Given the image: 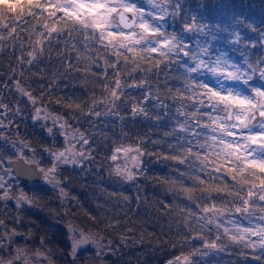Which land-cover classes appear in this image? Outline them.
<instances>
[{
    "label": "trees",
    "instance_id": "obj_1",
    "mask_svg": "<svg viewBox=\"0 0 264 264\" xmlns=\"http://www.w3.org/2000/svg\"><path fill=\"white\" fill-rule=\"evenodd\" d=\"M18 3L19 0H13V11ZM137 3L138 7L143 5L147 9L157 7L147 0H137ZM157 4L166 8L168 14L154 23L162 26L164 32L181 36L188 46L196 39V44L206 42L212 59L217 52H222L231 56L235 64L259 62V67L264 64V0H157ZM186 22L203 26V31L185 32ZM33 25L38 32L44 31L41 22L30 15H24L23 20L12 25L17 28L13 35L0 30V36L6 37L0 40V102L8 106L7 111L0 109L3 113L0 120L6 125L0 127V133L9 129L6 139H0V143L12 146L15 154L19 152L34 158L49 168L53 165L52 152L65 145L62 133L84 134L88 143L77 148L87 158H81L74 167L60 164L55 174L63 182L65 192L76 199L74 209L81 213L73 214V221L78 218L74 223L92 232L96 239L114 246L121 240L120 255L114 253L126 260L121 264H166L181 255H189L191 264H262L263 250L233 243L216 226H205L198 219L205 216L197 207L202 193L195 191L193 199H189L181 185L193 188L190 177L195 175L207 179L196 171L200 162L192 158L179 164L165 159L175 154L169 144H187L192 139L190 133L179 131L178 125L185 117L178 115L176 109L180 105L168 93L169 89L183 88V81L176 77L182 76L181 65L187 57L173 55L175 63L161 64L159 69L153 68L150 72L147 62L140 65L145 71L131 72L134 65L125 66L121 60V68L113 70L105 65V61L117 59L111 50L105 51L102 45L86 39L82 32L68 38L66 30L50 44L45 43L43 53L37 54L29 64L28 53L33 51L38 38L32 31ZM88 31L91 33V29ZM232 32L238 33L239 42L231 41ZM188 50L191 52L190 46ZM116 71H120L123 88L120 99L113 104L104 85L113 84ZM142 79L143 87L130 86L139 84ZM199 79L208 82L207 75ZM17 83L31 93L37 101L35 104L16 90ZM70 101L79 107H67ZM137 103L144 111L133 115L132 108ZM36 109L44 115L47 113L51 117L49 121L33 120ZM55 117L61 118L57 121L59 124L66 122V127L57 126L52 119ZM173 129H176L174 134ZM204 130L207 131L197 129L203 134L196 139L203 141L207 135ZM22 142L29 148H24ZM117 147L140 149L141 164L133 171L136 173L134 181L109 177V169L115 168L117 162L109 157ZM197 151L203 153L204 150ZM181 172L185 175L181 176ZM227 182L233 183L230 178ZM246 192L247 189L242 195ZM230 199L217 197L202 206L215 203L228 211L239 202L228 203ZM189 212L195 216H189ZM198 236L209 242L215 240L224 250H219L214 257L199 260L198 251L203 248L205 239ZM218 236L221 239L216 240ZM257 256L260 259H256Z\"/></svg>",
    "mask_w": 264,
    "mask_h": 264
},
{
    "label": "snow or ice",
    "instance_id": "obj_2",
    "mask_svg": "<svg viewBox=\"0 0 264 264\" xmlns=\"http://www.w3.org/2000/svg\"><path fill=\"white\" fill-rule=\"evenodd\" d=\"M147 2L157 5L158 12H145L130 0H19L16 10L13 11L11 7L13 0H0V3L7 6L11 12H20L21 18L27 8L28 15L41 22L43 32H38L35 25L32 26V31L38 38L34 41L33 51L28 53L29 64L36 59L37 54L43 53L45 43L50 44L55 36H61L66 30L68 38H72L73 33L82 32L86 39L90 36L93 41H98L105 51L111 50L117 59L114 62L105 61V65L106 68L113 70L121 68V60L125 66L134 65L131 72L138 69L145 71L140 65L147 62L149 64L147 71L150 72L153 68L159 69L161 64L175 63L173 55L178 57L182 54L188 57L193 66L182 64L184 72L182 76L176 77L183 81V88L169 89L168 93L180 105L176 109L178 115L185 117L183 122L178 125L179 131L190 133L192 139H189L187 144L175 146L169 144V148H172L175 154L165 157V159L176 160L179 164H185L188 159L192 158L200 162V167L196 171L203 173L207 179L195 175L190 177L194 182L193 188H184L181 185V190L189 199H193L192 194L195 191L202 193L201 203L197 204V207L201 208L204 213H211L212 219H208L207 216H201L198 219L204 220L206 223H215L216 217L222 216L227 209L218 207L215 203L206 207L202 204L208 200H215L217 197L223 199L226 196L231 198L228 203L239 201V205L234 208L235 212L247 213L249 216L259 213V219L264 221V204L258 203L264 202V88L250 86L253 74L257 71L260 79H264V67H258L259 62L256 65L249 63L247 68L251 71L242 70L238 64L230 63L223 56L212 59L207 47H201L199 53L190 52L189 46L183 43L181 36L176 33L164 32L161 30L162 26L153 23V21L162 20L168 14L167 9L158 7L157 0H147ZM165 2H169V0H165ZM35 10H39V13L37 14ZM194 20L195 18H193ZM15 23L16 21H14ZM89 29H91V33L88 31ZM2 30L6 31L9 36L17 32V28L12 26H5ZM193 30L203 31V26L194 22H186L184 31L191 32ZM5 38V36H0V40ZM239 40L240 37L237 34L235 42H239ZM87 47L88 45L85 44V48ZM72 49H76L75 44L72 45ZM97 54H100L99 50H97ZM205 57L208 58L205 59ZM205 74L213 78L216 87H213L207 80L199 79ZM238 85L242 88L237 87ZM130 86L143 87L144 80ZM104 87L111 96L112 103L115 104L120 99V92L123 88L120 71L115 72L113 84H105ZM238 88L242 91L237 90ZM16 90L27 96L32 104L37 102L31 93L21 87L19 83L16 84ZM145 99H149V97L145 96ZM66 106L79 107L72 101ZM189 108L193 110L189 111ZM0 109L7 111L8 106L0 102ZM40 111V109L36 110L34 119L40 116ZM143 111L144 109L138 103L134 104L133 115ZM2 114L0 113V115ZM43 118L51 117L45 113ZM52 119L56 123L61 118ZM60 126L65 128L66 122H62ZM0 127H6L2 120H0ZM197 129H207L210 135H205L203 141L196 139L201 135ZM254 129H259V131H254ZM48 131L51 133L52 129L49 128ZM175 132L176 129H173V134ZM62 134L65 135L66 143H70V136L82 144L88 143L83 133L78 136ZM3 138V133H0V139ZM23 147L29 148V145L23 143ZM197 149L204 151L201 153ZM133 152L142 154L139 148L117 147L109 159L115 162L121 158L119 154L122 153V158H127L129 153ZM77 156L85 158L84 153H77L74 147L53 152V165L47 169L39 167L38 161L34 158L25 159L19 152L17 159L24 160V163L29 165H36V169L38 173L42 174L43 179L54 188H59L61 196H66L67 193L63 188H60V181L55 174L60 164L76 163ZM2 167L3 165L0 164V168ZM114 171L121 172L120 166L117 165ZM180 175L184 176L185 173L181 172ZM228 178L233 183H228ZM245 189H247L246 195H242ZM0 190H2L0 191V200L15 199L17 207H20L22 202H31L23 193L13 196L6 187L3 176H0ZM188 215L195 216V213L189 212ZM228 223H232V221H228ZM3 225L4 221L0 220V226ZM201 227L203 228L204 225ZM217 227L220 226L217 225ZM12 235H16L15 231L9 233L8 237L11 238ZM223 236H226L230 241L237 242L245 241L246 236L249 238L256 236L259 242L256 243L248 239L245 247H259L264 250V227L255 229L234 227V230L224 227ZM198 238L205 239L203 236H198ZM219 239L221 237L218 236L216 240ZM73 241L72 252L75 254L79 245L89 242V237L82 235L79 240L73 237ZM204 248L224 250L215 240L209 242L206 239ZM35 255L39 257L45 254L38 251ZM17 258H23L25 264H29L27 255L23 253H18ZM45 259H47L46 256ZM256 259H260V257ZM168 264H191V261L189 255H181L168 261Z\"/></svg>",
    "mask_w": 264,
    "mask_h": 264
},
{
    "label": "flooded vegetation",
    "instance_id": "obj_3",
    "mask_svg": "<svg viewBox=\"0 0 264 264\" xmlns=\"http://www.w3.org/2000/svg\"><path fill=\"white\" fill-rule=\"evenodd\" d=\"M8 132L9 129H6L1 141L6 139ZM12 149L9 145L0 146V164L3 165L2 168L7 169L11 178L10 181L4 180L6 187L13 196L23 193L31 202H22L21 206L17 207L15 199L0 200V220L4 221V225L0 226V264H25L23 258H17L18 253L27 255L29 264L126 262L123 257L114 254L120 255L121 240L114 246L108 241L96 239L92 232L74 223L78 222V218L73 221V214L81 212L74 209L76 199L72 194L67 192L66 196H61L59 188L41 181L25 183L24 179L17 177L12 167V161L17 159V154ZM39 167L47 169L41 163ZM56 178L60 181L57 176ZM60 188H63V182H60ZM12 231H15L16 235L9 238L8 234ZM82 235L89 237V242L79 245L73 255V237L79 240ZM38 251L45 255L36 256Z\"/></svg>",
    "mask_w": 264,
    "mask_h": 264
},
{
    "label": "rangeland",
    "instance_id": "obj_4",
    "mask_svg": "<svg viewBox=\"0 0 264 264\" xmlns=\"http://www.w3.org/2000/svg\"><path fill=\"white\" fill-rule=\"evenodd\" d=\"M136 1V2H135ZM130 0V2L131 3H137V0ZM138 4V3H137ZM136 4V5H137ZM154 5V4H153ZM139 6V5H138ZM140 8L143 10V11H145V12H154V13H157L158 12V9H157V7L155 6V8L154 9H151V8H148L147 9V7L145 8V7H143V5H140ZM147 10V11H146ZM146 18H148V19H151L150 17H146ZM153 23H154V21H153ZM155 24V23H154ZM238 33L237 32H232L230 35H229V38H231V41H233V42H235V36L237 35ZM183 42H184V39H183ZM196 43H198V41H196V39H195V41H194V43L192 44V45H189L190 46V50H191V52H194V53H199V50H200V48L201 47H206V42L204 43L203 41H202V43H200V44H196ZM186 44V43H185ZM208 44V43H207ZM189 48V47H188ZM262 48L264 49V38H262ZM263 54H264V50H263ZM220 56H223L225 59H227L230 63H234L233 62V60H232V58H231V56H229V55H227V54H225V53H222V52H217L216 54H215V56H214V58L213 59H215V58H217V57H220ZM208 57H205V59H207ZM188 64L189 66H193V64H192V62L189 60V58L187 57V60H185L184 61V64ZM236 64H238V63H236ZM239 65V64H238ZM262 66H260V67H264V64H261ZM240 67H241V69L242 70H247V71H251L250 69H248L247 68V64H242V65H239ZM259 67V66H258ZM207 78H208V82H210L211 84H213L214 83V80H213V78H211V77H209V76H207ZM250 86L251 87H256V88H264V79H260V76H259V72L257 71L255 74H253V79H252V81L250 82ZM237 87H241L242 88V86H237ZM37 110V109H36ZM36 110L33 112V117L36 115ZM45 115L43 114V112L42 111H40V116L38 117V118H36L37 120H39L40 122H43V123H46L47 121H49V119H44L43 117H44ZM33 120H35V119H33ZM57 126H60V124L59 123H55ZM254 131H259V129H254ZM65 132H68V131H65ZM204 132H207V135H209L210 133L208 132V130L206 131V130H204ZM201 134H203V132H200ZM68 134H73V133H71V132H68ZM65 139V138H64ZM1 144V143H0ZM65 145H64V147L63 148H60V149H57V150H55V151H53V152H59V151H64L66 148H68V147H74L75 148V151L77 152V153H80L81 152V150H79V148H77V147H83V145L84 144H80L79 142H77V139H73V138H71V136H70V143H66V141H65V143H64ZM1 146H6L4 143H2L1 144ZM52 152V153H53ZM130 155L131 154H134V152L133 153H129ZM52 155V154H51ZM120 155V157L121 158H118V160H117V162L115 163V167L117 166V165H120V164H123V159H122V153L121 154H119ZM53 158V157H52ZM76 159H77V162L76 163H67V164H62V165H67V166H72V167H74V166H76V165H78L79 164V161L81 160V157L80 156H77L76 157ZM136 168H133L132 169V171H134ZM0 176H3L4 177V180L5 181H10L11 180V178H10V176H9V174H8V172H7V169H5V168H0ZM239 205V202H238V204H237V206ZM205 216H207L208 217V219H212V214L211 213H205ZM200 221H202L203 223H204V225L206 226V225H208V224H213L214 226H216L217 227V225H219L220 227L218 228L217 227V229L221 232V233H223V228L224 227H228L229 229H233L234 230V227H238V228H241V229H243V228H252V229H255V228H257V227H264V221H261L260 219H259V213H255V214H253V215H251V216H249V214H247V213H237V212H235L234 211V208H231L230 210H228V211H225L224 213H223V215L222 216H217L216 217V219H215V223H206V221H204V220H200ZM228 221H232V223H228ZM248 239H251V241H253V242H256V243H258L259 242V239H258V237H256V236H252V237H245V241L243 242V243H246L247 241H248ZM243 243H240V244H243ZM204 244V243H203ZM236 244H239V243H236ZM248 248V247H247ZM204 249H206V248H204V246H203V248H201L200 249V251H198V253H199V255H198V259L199 260H203V258H205L206 256H208V258L209 257H214L218 252H219V249L217 248V249H211V248H208V249H206V251H204ZM246 249V248H245ZM255 250H262V249H255ZM196 251V252H197ZM264 251V250H263ZM222 252V251H221ZM174 259V258H173ZM173 259H169L168 261H170V260H173ZM168 261H167V263L166 264H168Z\"/></svg>",
    "mask_w": 264,
    "mask_h": 264
},
{
    "label": "clouds",
    "instance_id": "obj_5",
    "mask_svg": "<svg viewBox=\"0 0 264 264\" xmlns=\"http://www.w3.org/2000/svg\"><path fill=\"white\" fill-rule=\"evenodd\" d=\"M24 15H28L27 12V8H25V12L23 13ZM23 20V17L21 18V13L20 12H11L9 10V8L7 6H5L4 4L0 3V30H2L3 27L5 26H12L14 24V21L17 20ZM88 39L92 40V37H88ZM96 43L99 44L98 41H95ZM206 76V74L204 75ZM213 87H216V83L214 81V83L212 84ZM235 86V85H233ZM237 90L242 91V89L238 88ZM105 103H108V101H105ZM101 113H99L100 115ZM106 114V113H105ZM140 156L141 154L138 153H134V154H129L127 158H122L123 159V164H120V168H121V172L117 173L114 171L115 168H110L109 169V177L111 176H116L119 177L120 180H123L125 182H131L135 180V176L136 173H134L132 171L133 168H137L139 169L140 164H141V160H140ZM87 158V157H85ZM126 170V171H125ZM109 227H111V225H109ZM233 243H243L244 241H232ZM243 246L245 247V243H243ZM255 249H260L259 247L257 248H253ZM74 255V254H73ZM256 258H259V256H257Z\"/></svg>",
    "mask_w": 264,
    "mask_h": 264
},
{
    "label": "water",
    "instance_id": "obj_6",
    "mask_svg": "<svg viewBox=\"0 0 264 264\" xmlns=\"http://www.w3.org/2000/svg\"><path fill=\"white\" fill-rule=\"evenodd\" d=\"M12 167L15 175L24 179L25 183L41 181L45 182L49 186L51 185L43 179L42 174L38 173L36 165H29L24 163V160L16 159L12 161Z\"/></svg>",
    "mask_w": 264,
    "mask_h": 264
}]
</instances>
